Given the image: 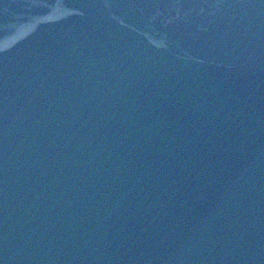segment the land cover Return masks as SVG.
I'll return each mask as SVG.
<instances>
[{"label":"water","instance_id":"obj_1","mask_svg":"<svg viewBox=\"0 0 264 264\" xmlns=\"http://www.w3.org/2000/svg\"><path fill=\"white\" fill-rule=\"evenodd\" d=\"M0 264H264V0H0Z\"/></svg>","mask_w":264,"mask_h":264}]
</instances>
